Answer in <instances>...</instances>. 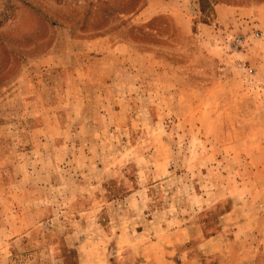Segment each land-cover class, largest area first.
Segmentation results:
<instances>
[{"label":"rangeland","instance_id":"rangeland-1","mask_svg":"<svg viewBox=\"0 0 264 264\" xmlns=\"http://www.w3.org/2000/svg\"><path fill=\"white\" fill-rule=\"evenodd\" d=\"M0 264H264V0H0Z\"/></svg>","mask_w":264,"mask_h":264},{"label":"built area","instance_id":"built-area-1","mask_svg":"<svg viewBox=\"0 0 264 264\" xmlns=\"http://www.w3.org/2000/svg\"><path fill=\"white\" fill-rule=\"evenodd\" d=\"M239 42H241V43H242L241 39H239Z\"/></svg>","mask_w":264,"mask_h":264}]
</instances>
